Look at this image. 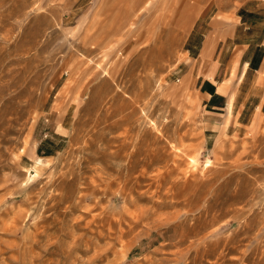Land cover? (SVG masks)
Here are the masks:
<instances>
[{
    "label": "rangeland",
    "instance_id": "374dc122",
    "mask_svg": "<svg viewBox=\"0 0 264 264\" xmlns=\"http://www.w3.org/2000/svg\"><path fill=\"white\" fill-rule=\"evenodd\" d=\"M263 22L264 0H0V264H264V114L228 128L199 94Z\"/></svg>",
    "mask_w": 264,
    "mask_h": 264
},
{
    "label": "crops",
    "instance_id": "0c3cea01",
    "mask_svg": "<svg viewBox=\"0 0 264 264\" xmlns=\"http://www.w3.org/2000/svg\"><path fill=\"white\" fill-rule=\"evenodd\" d=\"M259 29L264 30V22ZM250 48L251 45H247L246 49L238 57L236 67L234 68V65H232L229 68L228 78L231 79L233 71L235 77L232 78L231 91L227 90V93L221 91L224 80L217 69L215 71L213 66L210 67L208 65L202 69V73L207 76H203L199 94L210 106L220 110H224V107L226 110L231 109L232 120L228 128L233 127L235 121L236 127H244L246 126L245 124L255 121L259 114H264V36L261 42L255 45V50L252 54L247 57ZM194 49L196 47L188 49L187 52L190 54L191 50ZM209 50L210 44L208 45L206 41H202L199 48L201 56H208ZM225 88L228 89V86ZM251 106H254L253 109ZM219 116V114H212V117L215 118V124H220L223 120ZM214 123L212 120L209 122L210 125H214Z\"/></svg>",
    "mask_w": 264,
    "mask_h": 264
}]
</instances>
